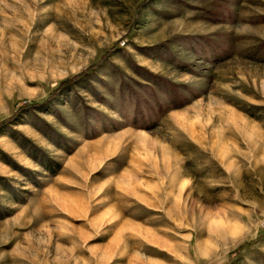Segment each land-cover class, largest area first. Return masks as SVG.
Returning a JSON list of instances; mask_svg holds the SVG:
<instances>
[{
  "label": "rangeland",
  "instance_id": "obj_1",
  "mask_svg": "<svg viewBox=\"0 0 264 264\" xmlns=\"http://www.w3.org/2000/svg\"><path fill=\"white\" fill-rule=\"evenodd\" d=\"M0 264H264V0H0Z\"/></svg>",
  "mask_w": 264,
  "mask_h": 264
},
{
  "label": "trees",
  "instance_id": "obj_2",
  "mask_svg": "<svg viewBox=\"0 0 264 264\" xmlns=\"http://www.w3.org/2000/svg\"><path fill=\"white\" fill-rule=\"evenodd\" d=\"M71 81H72V79H68V80H66V81H63L62 84H61L60 86H63V85L69 84Z\"/></svg>",
  "mask_w": 264,
  "mask_h": 264
}]
</instances>
